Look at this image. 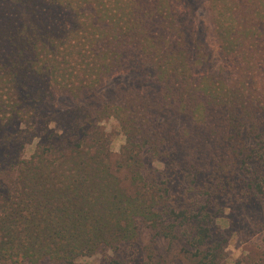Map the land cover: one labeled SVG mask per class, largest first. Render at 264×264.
Masks as SVG:
<instances>
[{
    "label": "trees",
    "instance_id": "trees-1",
    "mask_svg": "<svg viewBox=\"0 0 264 264\" xmlns=\"http://www.w3.org/2000/svg\"><path fill=\"white\" fill-rule=\"evenodd\" d=\"M189 2L0 0V147L12 154L35 143L29 156L0 161V264H75L136 241L141 222L156 228L174 218L168 236L176 220L190 222L168 188L144 174L145 153L177 149L161 121L168 110L181 120L184 147L222 189L236 171L248 194L264 195V0H204L209 25L201 31ZM207 35L220 56L217 74L207 70ZM140 69H150L158 95L72 109L74 140L52 127L59 96L81 101L116 73ZM107 118L125 138L116 169ZM195 222L194 254L215 264L201 250L211 238L206 219Z\"/></svg>",
    "mask_w": 264,
    "mask_h": 264
},
{
    "label": "rangeland",
    "instance_id": "rangeland-1",
    "mask_svg": "<svg viewBox=\"0 0 264 264\" xmlns=\"http://www.w3.org/2000/svg\"><path fill=\"white\" fill-rule=\"evenodd\" d=\"M189 4V14L196 29L201 31L209 25L206 4L204 0H190ZM206 38L211 44L213 55V66L207 70L217 74L220 71V56L212 38L209 35ZM160 91L159 84L152 80L150 69L122 71L108 78L94 94L81 101H74L68 95L59 96L54 107L50 109L57 116L52 127L66 139L74 140L76 133L71 130L72 120L69 122L70 118H67V113L72 109L91 106L96 102L118 103L132 92H154L158 95ZM161 121L164 129L174 138L177 149L170 152L169 156L162 157L145 153L144 174L148 180L157 184L155 187H167L172 206L176 211L185 210L192 220L186 224H181V219L176 220L177 226L170 236L165 234L167 230L164 227L174 222V218H166L156 228L149 222H141L136 241L125 243L116 250L108 249L106 252L84 255L75 264H110L112 260H117L118 264H202L200 257L194 254L196 248L189 242L191 224L199 219H206L211 237L201 250L205 253L213 252L216 255L215 264L264 262V195L248 194L242 179L239 180L241 173L236 171L225 183L228 188L222 189V185L204 170V163L180 141L182 123L179 117L172 110H168ZM101 125L114 139L111 159L113 168L116 169L125 138L119 132V123L115 118L104 119ZM16 130L17 126L10 128L8 132ZM34 147L35 143L20 152L13 149L11 153L17 151V154L29 156ZM12 154L0 147V161L4 165L8 166ZM118 175L125 187H131L125 170L118 171ZM41 264L60 263L46 259Z\"/></svg>",
    "mask_w": 264,
    "mask_h": 264
}]
</instances>
